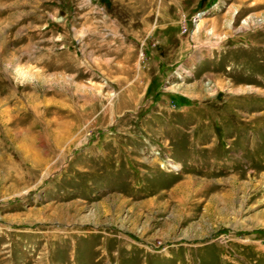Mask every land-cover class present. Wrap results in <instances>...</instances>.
Instances as JSON below:
<instances>
[{"label":"rangeland","instance_id":"obj_1","mask_svg":"<svg viewBox=\"0 0 264 264\" xmlns=\"http://www.w3.org/2000/svg\"><path fill=\"white\" fill-rule=\"evenodd\" d=\"M0 264H264V0H0Z\"/></svg>","mask_w":264,"mask_h":264}]
</instances>
